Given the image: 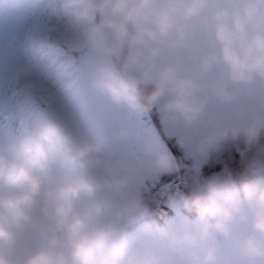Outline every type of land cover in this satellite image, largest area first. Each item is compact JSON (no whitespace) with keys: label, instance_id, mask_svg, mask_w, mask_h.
Segmentation results:
<instances>
[{"label":"clouds","instance_id":"obj_1","mask_svg":"<svg viewBox=\"0 0 264 264\" xmlns=\"http://www.w3.org/2000/svg\"><path fill=\"white\" fill-rule=\"evenodd\" d=\"M75 25L84 41L108 53L93 85L113 102L136 111L161 107L168 117L199 127L211 97L238 101L264 85V0H78ZM203 23L207 50L198 77L166 55L189 46ZM215 71L211 97L202 78ZM246 111L244 107L240 112ZM264 134V114L243 125L219 128L213 139L243 140L248 148ZM60 175L52 178L53 168ZM162 170H172L165 158ZM105 156L103 144L57 120L27 135L0 139V264H136L126 224L148 214L140 199L118 205L126 187ZM196 214L199 236L176 237L190 248L214 233L251 220L238 240L241 252L264 262V147L239 177L231 173L198 183L184 198ZM42 217L39 219L37 216ZM32 238L34 242H28ZM209 264L215 249L204 248Z\"/></svg>","mask_w":264,"mask_h":264},{"label":"rangeland","instance_id":"obj_2","mask_svg":"<svg viewBox=\"0 0 264 264\" xmlns=\"http://www.w3.org/2000/svg\"><path fill=\"white\" fill-rule=\"evenodd\" d=\"M42 1L7 0L3 5L9 10L14 7L18 9L14 12L17 14L14 27L17 28L21 23V33L14 27L0 31V76L3 77V85L7 84L6 91L0 98V131L7 138L13 135L22 136L32 133L47 120H57L76 133L89 136L103 144L105 156L112 164L114 172L128 181L125 189L115 198L118 205L132 198L140 199L143 189L159 181L162 173L166 171L158 167V162L165 158L171 163L170 150L157 133L147 111H136L118 105L94 87L97 69L109 58L108 53L87 44L85 51L79 56L78 64L75 65H72V55H61V52L66 53L67 50L64 45L75 49L85 43L82 35L77 37L79 30L75 19L74 24L70 26L71 30L64 26V21L70 14L76 13L78 8H59L56 20L60 30L53 33V37L49 39L44 35L38 36L40 40L45 41L43 45L40 41L34 46L30 45V29L26 24L22 25L21 15L31 14L33 3ZM40 33L44 34V31ZM206 34L207 29L203 23L196 25L189 37V46L169 53L165 58L180 62L187 74L198 77V57L207 50ZM58 40L64 42L60 44ZM20 50L26 57L25 66L15 65V61L20 59ZM3 71H6V74ZM36 75H39V81L35 80ZM73 78L75 86L67 89L71 92L70 96L64 92L65 95L54 93L52 87L60 85L65 91ZM216 78L215 71L202 78L201 82L208 85L201 93L202 97H211V84ZM44 81L50 84L49 103H34V98L42 94ZM29 83L33 84V89L28 88ZM79 86L83 87L84 95L77 92ZM66 95L69 98L65 97ZM241 107L246 111L241 113ZM159 108L162 110L160 124L165 134L175 136L182 147L186 143L192 151L190 155L193 156L194 163L184 182L195 186L198 182V170L203 164V159L208 156L207 148L214 141L212 134L219 128L243 125L257 114H264V85L257 83L246 89L241 98L232 103H223L211 97L207 105L208 115L199 127L173 121L161 107ZM23 118L31 119V132H26ZM237 144L235 142L226 145L230 151L237 150L232 153L234 171L243 165L247 166L255 157L253 153H256V150L243 152L241 146L236 147ZM59 175L58 167L54 166L52 178H58ZM37 216L42 219L39 213ZM176 216L163 227L152 228L146 223H140L133 230V234L129 236V254L135 256L136 264H199L205 258L206 247L215 249V257L209 264H264L245 256L238 246V240L251 230L250 219L234 225L229 236L214 233L212 238L201 241V246L190 248L177 244L176 237L188 231L199 236L201 226L196 218L189 219L181 214ZM28 242L34 241L29 238Z\"/></svg>","mask_w":264,"mask_h":264},{"label":"bare ground","instance_id":"obj_3","mask_svg":"<svg viewBox=\"0 0 264 264\" xmlns=\"http://www.w3.org/2000/svg\"><path fill=\"white\" fill-rule=\"evenodd\" d=\"M50 1V3H49ZM54 0H43L42 2L40 3H33L32 5V8H31V11L27 14H24V15H21V18L23 19L22 20V25H25L26 24V27H29L30 29V32H29V36H28V39H29V42L31 41V38L35 36V34H41L40 32H42V30H46V27H48L49 25H54L55 26V31L58 32V30H60L59 28V22H57V17L56 16V12H54L53 8H52V3H53ZM8 3V2H7ZM6 4V3H5ZM5 4H2V7H0V31L2 29L3 30H9L8 28H11V27H14L16 21V16L17 14H15L14 12H16L18 9L14 7V9L12 10H9V8H7V6H3ZM76 17V13H73V14H70V17H68V19H66L64 21V26L66 28H68L69 30H71L70 26L72 24H74V19ZM18 22V21H17ZM7 23V24H6ZM21 26V23H19V26H17V28H15L18 33H21L20 31V27ZM25 29V27H23ZM3 34V33H2ZM20 54H19V60L15 61L17 62L15 65H19V66H25L26 64V61H25V56L22 54L21 50L18 51ZM48 64H50V62H48ZM7 71V70H6ZM6 71H3V73L6 74ZM10 72V71H9ZM14 73V71L12 72ZM35 80L39 81L40 80V77L39 75H36L35 76ZM6 85H3V94L5 93V88H6ZM54 93H58L59 95L62 94V95H65L63 94L66 93L67 95L70 96L71 92H68V90L65 88V91L64 89L58 85L56 87H52ZM65 96V97H68L69 96ZM2 96H0L1 98ZM4 138H7L6 135L0 131V139H4Z\"/></svg>","mask_w":264,"mask_h":264},{"label":"snow or ice","instance_id":"obj_4","mask_svg":"<svg viewBox=\"0 0 264 264\" xmlns=\"http://www.w3.org/2000/svg\"><path fill=\"white\" fill-rule=\"evenodd\" d=\"M3 83H4L3 77L0 76V96L3 95ZM49 91H50V84L48 81H44L42 84V94L35 97L33 102L34 103L39 102L43 104L49 103V100H50ZM12 99L14 100L15 97H12Z\"/></svg>","mask_w":264,"mask_h":264},{"label":"trees","instance_id":"obj_5","mask_svg":"<svg viewBox=\"0 0 264 264\" xmlns=\"http://www.w3.org/2000/svg\"><path fill=\"white\" fill-rule=\"evenodd\" d=\"M261 147H264V141H262L260 144H259V146L257 147V151H258V149H260ZM257 151H256V153H254V156H256L257 155ZM230 161L231 160H233V154H231L230 155ZM225 165V162H223L222 164H221V166H224ZM220 170L221 169H224V167H221V168H219ZM245 169H246V167H242L241 169H239V170H237V171H245Z\"/></svg>","mask_w":264,"mask_h":264}]
</instances>
